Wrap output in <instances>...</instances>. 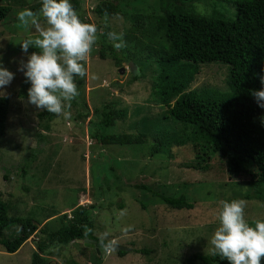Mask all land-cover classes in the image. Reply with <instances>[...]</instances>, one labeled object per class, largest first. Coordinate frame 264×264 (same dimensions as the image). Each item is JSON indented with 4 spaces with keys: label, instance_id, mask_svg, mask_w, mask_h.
<instances>
[{
    "label": "rangeland",
    "instance_id": "obj_1",
    "mask_svg": "<svg viewBox=\"0 0 264 264\" xmlns=\"http://www.w3.org/2000/svg\"><path fill=\"white\" fill-rule=\"evenodd\" d=\"M101 1L80 0L79 14L96 24L97 40L86 58V77H74L78 96L70 102L69 115H55L49 128L39 124L37 113L41 110L27 102L30 85L18 71L27 54L20 48L13 51L17 39L38 35L31 27L18 26L17 12L30 6L23 3L0 23V59L15 73L4 93L10 107L5 131L0 135V195L9 203V215L32 217L39 226L14 253L0 243V264H31L34 250L48 256L46 264H70V260L79 264H203L191 258L194 253L212 254L207 241L219 225L221 201L243 199L245 219L251 222L264 219V198H255L249 177L230 175L226 162L218 156L209 161L206 169L188 166L196 158L191 140L185 144L172 141L170 149L165 147L166 135L173 131L181 135L192 126L188 125V129L183 123L166 118L167 105L154 100L153 86L159 69L155 58L147 53L149 49L133 57L142 64L141 71L136 67L131 72L129 63L133 58H127V51L134 53L137 44L131 36L134 16L130 13L159 12L156 0L132 1L124 9L126 14L106 17L94 11ZM184 1L203 12L215 7L227 9L220 0ZM10 2L15 6L22 0ZM234 9L232 5L228 13L233 14ZM139 19L148 24L147 19ZM39 22L46 26L43 17ZM106 30L123 33L120 49L112 46ZM135 35L141 37L139 32ZM102 50L104 58L100 55ZM32 51L38 50L29 47L28 52ZM228 71L222 63L200 64L188 91L204 86L228 90ZM106 105L123 110V116L113 125L101 126L98 122ZM37 133L42 137L38 138ZM96 133L121 136L129 143L100 142ZM157 145L160 149L155 151ZM140 184L159 193H185L194 207L173 209L137 186ZM105 185L112 187H102ZM79 204L95 205V235L107 233L106 239L131 249L119 255L117 250L105 252L95 241H91L93 246L78 240L49 243L48 234L63 226ZM19 233V225L12 224L5 235L13 238ZM39 242H47L44 251L39 249ZM141 248L149 252L136 251Z\"/></svg>",
    "mask_w": 264,
    "mask_h": 264
},
{
    "label": "trees",
    "instance_id": "obj_2",
    "mask_svg": "<svg viewBox=\"0 0 264 264\" xmlns=\"http://www.w3.org/2000/svg\"><path fill=\"white\" fill-rule=\"evenodd\" d=\"M18 1V0H14ZM132 1L99 2L94 11L100 16L126 14L124 11ZM226 4V11L215 7L211 12H203L195 4L184 0H156L159 12L149 15L134 13L131 30L132 38L137 42L133 51L127 53L128 59L137 57L144 49L156 60L159 69L157 81L154 84V100L167 105L166 118L183 123L185 128L191 125L189 131L176 134L174 131L165 137V147L170 149L172 141L185 144L191 140L196 149L194 163L189 164L197 169L209 167V161L218 156L227 164L230 175L244 174L249 177L254 186V197L263 199L264 193V109H261L251 96L252 89H259L260 75L264 74V0H220ZM29 5L37 11L40 0H22L19 5H12L10 0L0 1V23L18 11L22 4ZM78 16L81 9L80 0H71ZM234 6V13H228ZM129 8V7H128ZM133 9V8H132ZM149 13V12H148ZM147 19L148 24L140 23ZM144 24V25H142ZM145 25L147 27H145ZM109 32V30H106ZM139 32L141 37H136ZM14 42V41H13ZM19 39L14 43L17 47ZM154 48V50H151ZM104 58V50L101 51ZM124 57V56H123ZM134 57V58H135ZM132 59L142 69L137 59ZM145 59V58H144ZM121 58L117 59L119 63ZM222 63L228 66V90L204 86L188 91L200 64ZM135 79L138 75H133ZM174 99V100H173ZM173 100V101H172ZM102 110L101 126L113 125L114 121L123 116V110L106 108ZM10 100L0 98V135L5 131V122L9 112ZM39 124L49 128V123L55 114L39 111ZM38 138L42 137L38 134ZM100 142L125 144L126 138L117 135L96 133ZM129 143V141L127 142ZM160 148L157 145L155 151ZM39 151V150H37ZM31 159V157H28ZM33 158V157H32ZM30 161V160H29ZM29 164H27L28 166ZM26 167L21 169L25 171ZM4 177L7 178L6 175ZM138 187L152 192L154 196L173 209H192L191 202L185 193L179 195L164 194L153 191L147 185ZM101 187V186H100ZM111 189L110 186H102ZM101 187V188H102ZM104 190V189H103ZM247 194L246 197H250ZM102 203V202H101ZM100 204V203H99ZM98 204V205H99ZM93 207L79 204L72 210V216L59 229L47 236L49 243L68 244L78 239H91L101 245L99 236L94 234L95 220ZM123 207V204H119ZM9 203L0 195V243L8 252H16L38 228V222L32 217L9 215ZM67 216V215H66ZM65 216V217H66ZM18 224L20 233L13 238L6 237V229ZM87 231L88 235L85 236ZM107 240V239H106ZM106 242V241H105ZM47 242H39L40 250H45ZM100 250V249H99ZM136 251L149 252L147 248ZM119 255L128 251L118 250ZM192 261L199 260L203 264H229L218 255L194 253ZM48 256L39 250H34L31 264H46ZM70 264H79L70 260ZM264 257L261 258V262Z\"/></svg>",
    "mask_w": 264,
    "mask_h": 264
},
{
    "label": "clouds",
    "instance_id": "obj_3",
    "mask_svg": "<svg viewBox=\"0 0 264 264\" xmlns=\"http://www.w3.org/2000/svg\"><path fill=\"white\" fill-rule=\"evenodd\" d=\"M40 17L44 18L45 27L41 26ZM16 18L18 26L31 27L38 33L36 36L25 35L18 42L21 51L27 54L18 71L30 85L27 89L28 104L67 118L70 102L78 96L74 77L87 75L86 58L97 40L96 24L84 22L71 0H40L37 11L25 8L17 12ZM107 36L115 49L123 46V33L108 32ZM29 47L38 51L29 53ZM136 67L141 71L137 64ZM14 76L15 73L0 59V98H3L6 86ZM259 79L261 87L252 89L250 94L264 109V74ZM245 206L243 199L221 201L219 225L207 241L212 246L210 251L213 255L226 259L229 264H261L264 257V219L246 220ZM107 235H101L99 241L105 252L110 253L117 244L115 240H106Z\"/></svg>",
    "mask_w": 264,
    "mask_h": 264
},
{
    "label": "water",
    "instance_id": "obj_4",
    "mask_svg": "<svg viewBox=\"0 0 264 264\" xmlns=\"http://www.w3.org/2000/svg\"><path fill=\"white\" fill-rule=\"evenodd\" d=\"M129 66H130V70L135 72L136 70V64L134 62H131L129 63ZM125 71V68H122V72ZM78 241H82L86 246H93V244L91 243V241H94V240H91V239H78ZM117 244V243H116ZM131 248L130 247H127V246H123V245H119L117 244L116 245V248L115 250H125V251H129Z\"/></svg>",
    "mask_w": 264,
    "mask_h": 264
}]
</instances>
